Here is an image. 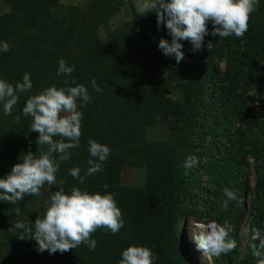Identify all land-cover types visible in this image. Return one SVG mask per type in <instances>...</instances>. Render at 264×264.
<instances>
[{
  "label": "trees",
  "instance_id": "obj_1",
  "mask_svg": "<svg viewBox=\"0 0 264 264\" xmlns=\"http://www.w3.org/2000/svg\"><path fill=\"white\" fill-rule=\"evenodd\" d=\"M4 1L10 10L0 16V42H7L10 50L0 51V79L15 86L28 72L33 87L19 94L11 115H4L0 105V178H5L21 162L18 158L22 153L47 151V146L36 143L39 134L31 131V118L21 115L30 95L53 85L65 87L64 80L74 79L85 85L92 99L88 103L77 101L83 114L80 144L71 150L67 161L60 163L56 184L45 185L40 196H25L18 205L0 201V264H118L122 251L130 245L147 246L153 254L152 264H187L184 254L175 250L172 236L181 205L186 200L193 201L191 177L198 167H210L223 194L224 186L238 191L239 168L245 157L240 147L241 136L226 133L227 125L220 121V111L209 112L210 99L205 90L210 94L208 90L213 88L218 72L212 62L223 58V49H228L229 58L219 85L226 95V110L233 107L234 111L236 103L232 105L230 97L237 100L242 96L261 72L256 58L264 54V1L260 0L251 13L248 31L242 38L234 34L226 38L207 35L206 45L211 41L215 46L209 51L205 45L192 64L183 60L177 63L174 55L166 56L158 47L161 38L171 42V36L163 24L158 28L155 12L135 13L130 26L119 29L115 39L97 44L98 28L122 7L123 0H86L83 10L59 0ZM212 27H208L209 33ZM145 43L152 46L157 58H166L188 72L178 82L183 91L181 101L166 96L167 85L150 64L146 78L139 81L131 78L126 60L142 51ZM232 46H237L236 50ZM145 57L149 59L146 53ZM60 59L74 66L70 76L57 74ZM165 64L163 67L170 72L171 66ZM93 79L102 91H95ZM17 115H20L18 122ZM155 122H167L172 133L164 139H148L146 127ZM89 138L111 149L103 171L92 176L86 175L87 161L92 159ZM189 155L198 157V164L186 175L184 162ZM53 156L59 160V154ZM202 157L205 160L200 162ZM139 159L146 160L145 182L123 184L122 168L135 165ZM73 167L81 169L83 184L69 174ZM257 182L264 188V178L259 177ZM104 185L108 187L105 189ZM73 186L89 193H113L122 212L123 228L117 234L98 229L92 234L97 241L94 251L82 244L64 253L39 252L36 241L22 230L12 228L13 225L20 220L31 226L38 214L43 215L51 192L63 187L70 193ZM224 211L231 214V209L224 207L219 213ZM20 235L24 240L18 238ZM225 258L227 264H256L250 253L239 259L236 249Z\"/></svg>",
  "mask_w": 264,
  "mask_h": 264
},
{
  "label": "clouds",
  "instance_id": "obj_2",
  "mask_svg": "<svg viewBox=\"0 0 264 264\" xmlns=\"http://www.w3.org/2000/svg\"><path fill=\"white\" fill-rule=\"evenodd\" d=\"M258 3L259 0H140L137 10L142 15L155 12L158 28L163 24L171 36V42L161 38L158 47L164 55H174L179 63L184 57L181 40L189 41L192 50L199 51L205 47L204 40L209 34L212 37L218 35L219 38L234 34L237 38H242L248 31L250 15L256 10ZM209 22L213 26L211 33L207 26ZM214 46L209 41L206 48L211 51ZM9 50L7 42H0V51ZM73 70L74 66H68L64 59L59 60L58 75L70 76ZM64 85L65 87L60 88L55 85L47 87L26 99L21 115L31 118L30 129L39 134L36 143L47 146V151H29L20 155L18 159L21 162L16 163L5 178H0V201L18 205L25 196H40L45 185L56 184L60 163L67 161L71 150L79 147L83 114L78 110L77 101L88 103L92 97L85 85L77 84L74 79L64 80ZM91 85L95 91H102L96 79L91 81ZM32 87L28 72L24 73L22 82H17L15 86L0 79V105L3 114L11 115L13 107L19 102V94L29 92ZM15 119L18 122L20 115ZM56 137L59 139H54ZM87 143L92 159L87 161L89 167L86 175L92 176L103 171L111 149L91 138ZM54 153L59 154L58 161L54 158ZM197 164L198 157L189 155L184 162L185 174ZM80 172L79 167H73L69 174L83 184L84 177ZM60 183L63 185L64 182ZM103 187L106 189L108 186ZM224 193L227 199L222 206L227 209L229 200H236L237 196L227 188ZM16 215L19 216V208ZM123 226L122 212L113 193H89L73 186L70 193H66L63 187L51 192L45 201L43 215L38 214L31 226L17 220L12 228L22 230L29 238L34 239L39 252L47 250L54 254L76 249L82 244L94 251L97 241L92 239L93 233L104 228L117 234ZM198 227L199 234L194 239L204 254L219 257L237 247L236 241L229 238L226 225L213 220L201 223ZM252 231V240L260 241L259 245L252 244V255L256 258V264H264L261 251L264 250V235L259 229ZM18 238L24 240L23 235ZM152 255L147 246L130 245L122 251L118 264H152Z\"/></svg>",
  "mask_w": 264,
  "mask_h": 264
},
{
  "label": "rangeland",
  "instance_id": "obj_3",
  "mask_svg": "<svg viewBox=\"0 0 264 264\" xmlns=\"http://www.w3.org/2000/svg\"><path fill=\"white\" fill-rule=\"evenodd\" d=\"M122 7L104 24H102L95 36L97 44L109 43V38H116L117 32L123 27L130 26L134 19V14L139 13L137 6L140 0H123ZM260 1V0H259ZM264 1V0H263ZM61 4L72 5L83 10L86 0H59ZM10 10V5L4 0H0V16ZM208 23V27L211 26ZM110 43L113 45V40ZM184 52L183 61L192 64L196 58V53H202L204 48L199 51H193L189 41L181 40ZM206 45V42L204 41ZM242 44V43H241ZM143 50L132 54L126 64L133 80H143L148 75V64L152 65L166 83L165 94L168 98L181 101L183 91L178 86L180 79L185 78L187 73L180 70L171 63L170 60H160L155 56L152 46L145 43ZM236 50L237 46H232ZM241 49V47H240ZM223 58L212 62L218 68L215 82L212 84L210 92L206 95L210 99L209 112L220 111L221 120L226 123V133L241 136L240 144L242 152L245 154L242 164L240 165L239 180L241 186L239 190H233L236 193V200H229L228 207L231 214L219 213L223 208L225 194L221 187L216 185L213 180L214 172L211 168L198 167L195 174L191 177V195L192 202L186 200L181 205V214L178 217L176 228L172 236L175 250H180L184 254L187 264H227L226 254L219 257L204 254L202 249L197 247L194 239L199 234V225L209 221H216L221 225H226L229 232V238L236 241V252L239 259H243L247 253L252 255V244L259 245L260 241L252 240L253 229H259L264 235V192L261 184L257 182L259 177L264 178V54L256 58L257 68L261 71L250 84L248 91L244 92L239 98L230 97L235 104V110H226L224 101V91L221 90L219 80L226 66V60L229 58V51L225 47ZM147 54L148 60L145 57ZM171 66V71H167L163 64ZM255 63V64H256ZM212 91V92H211ZM236 101V102H235ZM226 110V112H222ZM228 111V112H227ZM212 118V116H210ZM213 122V119L211 120ZM147 128L148 139H164L172 133L167 122H155ZM242 131V133H241ZM198 132V131H197ZM243 134V135H242ZM210 137V136H208ZM221 144L223 141L220 142ZM220 144V145H221ZM150 158L147 159V161ZM205 160L201 158L200 162ZM146 179V160L139 159L135 165H125L121 172V181L127 185H141ZM228 186H224L227 188ZM228 189V188H227ZM42 199V197H41ZM218 217H221L220 219ZM262 255H264V250ZM254 257V256H253ZM153 262V259H152Z\"/></svg>",
  "mask_w": 264,
  "mask_h": 264
}]
</instances>
